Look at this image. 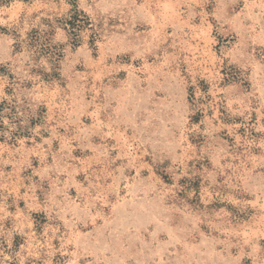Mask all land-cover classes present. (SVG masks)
Here are the masks:
<instances>
[{
  "label": "rangeland",
  "instance_id": "obj_1",
  "mask_svg": "<svg viewBox=\"0 0 264 264\" xmlns=\"http://www.w3.org/2000/svg\"><path fill=\"white\" fill-rule=\"evenodd\" d=\"M0 264H264V0H0Z\"/></svg>",
  "mask_w": 264,
  "mask_h": 264
},
{
  "label": "trees",
  "instance_id": "obj_2",
  "mask_svg": "<svg viewBox=\"0 0 264 264\" xmlns=\"http://www.w3.org/2000/svg\"><path fill=\"white\" fill-rule=\"evenodd\" d=\"M86 25L87 24L85 21H80L77 17L71 18L67 22V26L69 27V31L71 36L73 37L74 43H79L80 36L83 33L84 29L86 28Z\"/></svg>",
  "mask_w": 264,
  "mask_h": 264
}]
</instances>
